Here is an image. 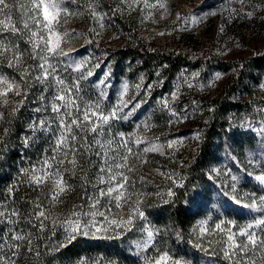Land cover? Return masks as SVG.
Masks as SVG:
<instances>
[{"label":"rangeland","instance_id":"374dc122","mask_svg":"<svg viewBox=\"0 0 264 264\" xmlns=\"http://www.w3.org/2000/svg\"><path fill=\"white\" fill-rule=\"evenodd\" d=\"M62 7L70 13L61 17L58 26L66 34L61 45L65 54L49 60H59L92 80L97 97L106 105L105 113L117 110L115 119L134 121L124 129L132 136L134 151L151 144L161 150L140 152L134 171L129 173L133 184L130 204L124 208L116 209L106 199L97 205L104 216H86L89 206L75 204L69 189L58 201L42 205L44 211L53 210L67 226L69 220L79 218L81 231L91 235L127 230L108 221L127 217L134 207L144 215L146 209L165 203L181 187L199 150L207 118L227 101V110L233 113L228 120L230 127L248 131L255 139L245 150L243 164H237L235 149L225 150L222 166L216 168L224 184L216 188L215 205L200 220L199 233L225 251L223 239L229 230L238 233L264 220V180L258 179L264 177V69L254 65L249 75L240 77L242 69L264 54V0H62ZM123 47L180 56L187 64L172 78L157 64L151 80L136 61L127 69L132 75L128 79L126 72L114 74L106 62L108 50ZM20 98L12 93L0 97V135L5 112ZM137 140L146 143L138 149ZM141 159L148 163H141ZM47 189L38 188L39 196ZM138 217L136 213L133 223ZM217 224L225 231L217 229ZM263 229L261 225L249 230L257 234ZM152 242L153 234L148 232L131 244V255L138 258V264H154L161 256L150 252Z\"/></svg>","mask_w":264,"mask_h":264},{"label":"trees","instance_id":"16d2710c","mask_svg":"<svg viewBox=\"0 0 264 264\" xmlns=\"http://www.w3.org/2000/svg\"><path fill=\"white\" fill-rule=\"evenodd\" d=\"M29 37L27 31L0 36V40L15 44L25 55L21 67H10L7 62L0 61V74L13 79L22 91L19 102L4 114V130L0 135V209L18 212L16 216L0 217V255L9 253L11 245L19 244L13 258L15 264H138V258L131 255V244L150 232L153 234L150 252H155L156 256L166 254L170 258L169 264H238L240 257L229 259L223 247H215L199 233L200 220L215 205L216 188L219 183L224 184L218 178L216 168L222 166L225 150L235 149L237 164H243L245 150L255 139L248 131L230 127L228 120L233 113L227 110V101L218 105L207 118L199 150L188 166L181 187L176 188L165 203L146 209L130 230L105 235H86L81 231L74 233L75 239L69 241V233L65 231L67 224H62L53 210L45 212L47 219L35 215L37 204L52 201L51 188L48 187L47 193L40 197L38 188L29 182V174L33 169L43 167L44 160L59 155L54 149L62 129L59 115L52 111L53 103H60L54 99L60 94L59 89L72 88L73 95H78L82 102L99 103L103 110L106 105L97 97L92 80L59 60H48L51 74L47 80L37 79L42 71L38 66L44 61L39 55L33 56ZM106 57L114 74L126 72L124 76L128 79L132 75L127 69L136 61L151 80L157 64L164 66L163 72L168 78L187 64L180 56L139 52L130 47L108 50ZM254 65L264 69V54L242 69L240 77L249 75ZM59 80L64 84H58ZM133 122L124 123L117 118L104 126V135L99 139L105 144L112 141L110 148L101 149L92 141V133L79 132L76 141L72 142L77 149L78 167L63 173L73 191L75 204L88 208L99 196V189L106 187L98 184L100 169L106 162L112 163L113 155L122 151L118 144L126 134L125 126L131 127ZM227 123L229 125L225 127ZM126 137L130 144L132 136L126 134ZM98 152L101 154L97 155ZM66 166L71 169L67 162ZM105 200L101 197L100 204ZM261 205L264 209V204ZM17 233L22 234L24 240L10 239ZM257 235L264 238V229ZM244 264H264V250L249 253L244 257Z\"/></svg>","mask_w":264,"mask_h":264},{"label":"snow or ice","instance_id":"6c2138e0","mask_svg":"<svg viewBox=\"0 0 264 264\" xmlns=\"http://www.w3.org/2000/svg\"><path fill=\"white\" fill-rule=\"evenodd\" d=\"M145 6L147 7L148 5L146 4ZM69 14L68 10L62 7V0H0V36L15 35L22 31L30 33L29 42L33 48V56L39 55L40 59L44 61L38 66L42 71L36 77L37 79L47 80L51 74L49 72V67L51 66L48 65L49 58L65 54L61 45L66 34L61 33L58 26L61 17ZM93 15H95L94 12ZM23 56L24 53L15 44L0 40V61L7 62L10 67H21ZM46 65L48 66L46 67ZM58 84L63 85L64 82L59 80ZM76 91L78 92V89ZM59 92L60 94L56 95L54 99L60 103H53L52 105V111L60 117L59 126L62 129L54 149L59 155H54L50 159L44 160L43 167L33 169L29 174V182L37 188L43 186L51 188L52 196L50 199L53 201H58L60 195L70 189V185L65 180L63 173L68 170H75L78 167L76 159L77 149L72 142L76 141L79 132L92 133V141L95 144L99 145L101 149L110 148L112 141H108L105 144L99 138L104 135V126L117 116V110L105 113L99 103L82 102L78 95H73L72 88L61 87ZM9 93L22 95L19 85L0 76V97L6 98ZM23 94L26 95V93ZM4 103H7L6 99ZM91 143L89 142V144ZM141 143L146 142L137 140L136 148L139 149ZM118 147L125 149V151L114 154L111 158L112 163L106 162L105 166L100 169L101 175L98 178V184H104L106 187L99 189V196L89 205V212L84 213L86 216L105 215L104 212L97 208L101 197L106 198L109 204L116 209H122L125 205H129L130 188L133 184L129 173L134 171L135 160L140 159V152L147 154L161 150L160 146L151 144L139 149V151H134L133 146L123 138ZM100 154L99 152L97 153V155ZM66 162L67 165H71V169L67 168ZM140 162L148 163L146 159H141ZM258 179L264 180V177ZM101 207L103 206L101 205ZM36 208L37 212L35 215L38 218H48L41 204H37ZM108 211L111 212L112 208H109ZM136 213H139L141 217L143 216V213L134 207L127 217L121 216L119 219L109 220L108 223L118 227L123 225L130 230ZM73 214L76 215V213ZM16 215H18V212L15 210L9 213L7 210L0 209V217L8 218ZM43 219L41 220V225L43 224ZM261 225H264V220L257 221L255 225H248L238 233H233L229 230L224 240L226 245L225 255L229 259L233 256H238L240 257L238 264H244V257H247L249 253L254 254L264 250V238H260L254 231L249 230ZM84 227H88L87 223H85ZM216 228L222 232L225 231L220 224H217ZM96 230L100 231V228L98 227ZM201 230L204 231L205 229L202 228ZM65 231L69 233V241L75 239L73 234L81 232L80 219L69 220ZM84 234L87 233L85 232ZM238 237H244V239L241 240ZM10 239L22 241L24 236L17 233ZM19 248V244L11 245L9 253L0 255V264H15L13 258ZM169 259L166 254L161 255L154 261V264H169ZM175 264H179V262H175Z\"/></svg>","mask_w":264,"mask_h":264}]
</instances>
